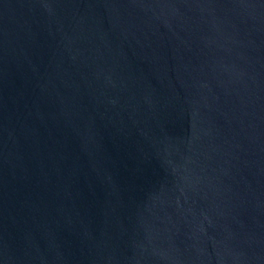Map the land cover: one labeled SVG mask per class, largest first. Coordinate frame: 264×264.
Wrapping results in <instances>:
<instances>
[{"label": "water", "instance_id": "95a60500", "mask_svg": "<svg viewBox=\"0 0 264 264\" xmlns=\"http://www.w3.org/2000/svg\"><path fill=\"white\" fill-rule=\"evenodd\" d=\"M0 264H264V0H0Z\"/></svg>", "mask_w": 264, "mask_h": 264}]
</instances>
